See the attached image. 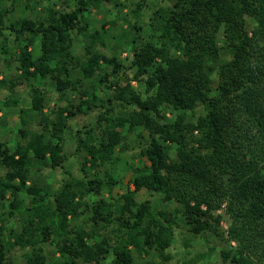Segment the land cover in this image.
<instances>
[{"label": "trees", "instance_id": "trees-1", "mask_svg": "<svg viewBox=\"0 0 264 264\" xmlns=\"http://www.w3.org/2000/svg\"><path fill=\"white\" fill-rule=\"evenodd\" d=\"M5 1L21 0H0V56L16 69L14 78L0 80L10 93L2 105L18 106L16 88L27 83L31 106L19 109L14 150L0 141V264H16L11 253L17 248L25 250L24 264H136L134 251L155 253L145 264H172L176 219L150 201L139 203L136 195L144 189L180 204L193 235L211 232L225 241L223 263L264 264V0H167L153 11L149 38L141 25H129L133 59L127 67L98 50L104 41L90 30L86 13L102 3L123 10L132 0H62V7L53 3L38 19L11 16ZM145 6L137 2L139 12ZM79 37L83 56L76 51ZM124 69L145 81L146 98L112 80ZM46 79L68 102L53 119L37 84ZM104 89L111 97L101 96ZM199 108L189 121L188 113ZM97 110L96 125L76 132L81 172L119 161L123 130H143L150 140L140 154L144 163L131 167L133 189L114 202L95 200L117 181L86 172L55 190L41 188L34 179L39 170L64 169L69 161L68 120ZM28 113L40 115L41 128L29 126ZM22 194L30 196L28 203ZM219 210L230 219L227 238L219 230ZM15 218L18 228L9 225Z\"/></svg>", "mask_w": 264, "mask_h": 264}, {"label": "rangeland", "instance_id": "rangeland-1", "mask_svg": "<svg viewBox=\"0 0 264 264\" xmlns=\"http://www.w3.org/2000/svg\"><path fill=\"white\" fill-rule=\"evenodd\" d=\"M40 3L29 2L26 0L14 2H3L2 7L10 9L11 16L15 18L19 17H30L32 19L42 18L46 15V8L53 3L58 4L56 9L63 6L62 0H37ZM64 1V0H63ZM137 2H143L147 4L142 11L137 10ZM167 0H137L128 1L126 3L125 9L116 8L113 4L102 3L99 8H91L88 13H86L87 23L91 31L98 30L101 32L104 45L98 44V50L108 56H117L124 66H129L133 59L132 56V45L129 40L132 38L133 31L130 29L129 25H141L143 27V37L145 39L149 38V24L151 18L153 17V11L160 6L168 5ZM139 12V13H136ZM248 27H253V20L248 18ZM106 24L105 29L103 25ZM223 37L220 36V45L222 43ZM85 40L79 39L76 43V51L80 56H83V47ZM12 47L13 44H12ZM39 45L34 47V53L39 54ZM224 58H228L225 56ZM9 68L4 62V57L0 56V80H10L15 76V66ZM106 70L111 71L110 68ZM112 80L119 82V84L125 88L131 86L137 93H140L143 98L148 96L146 93L145 81H137L133 78V73L130 70L124 69L119 77H114ZM35 83V82H32ZM37 84L44 88L46 95L48 96V107L45 109V114L51 119L55 117L54 112L58 111L59 108H64L68 105L67 98L62 97L58 92L55 91L53 83L46 80H39ZM29 84L20 85L16 88V93L14 98L19 102L18 106L11 109L4 108L2 103L7 100L10 96L9 91L0 86V141L6 142L11 150H14L17 141V131L21 127V114L19 112L20 108L29 109L31 106V99L29 96L30 90ZM112 91L104 89L101 92V96L104 98L111 97ZM118 105V103H117ZM116 105V111L121 114L120 109ZM125 110V109H124ZM131 107L125 110L130 111ZM202 109L199 108L196 114L188 113V120L195 121ZM99 111L89 113L87 115H79L71 117L68 120V129L64 135L65 138V152L69 158V161L65 165V168H58L52 170L50 168H44L39 170L34 179L41 188H46L49 186L51 190H55L64 183L71 176L79 177L87 173L88 178H104L107 175H112L117 181V185L114 186L112 192L109 191L107 187L102 189L100 196L95 195L93 199H99L101 197L105 198L110 202L113 200H118L121 195L125 194L128 189H133L132 181L134 175L131 171L132 166H141L144 163V159L141 157L142 148L149 143V133L143 130L129 133L126 129L123 130L125 136L124 140V152L119 154V161H112L110 164H106L97 169H91L87 167L84 172H81L82 165L84 162V156L82 152H77V140L76 132L83 129L86 130L89 126L96 125L97 115ZM167 118L169 120H174L175 117L171 113H167ZM26 120L32 129L41 128L40 122L42 118L38 114L28 113ZM120 131V130H119ZM168 145H170L168 143ZM175 155L174 150H172V156ZM4 169L0 167V176L4 174ZM113 198V199H112ZM24 203H28L30 196L22 194ZM136 200L141 203L144 201H150L153 206L159 210L171 213L177 222L175 227V237L169 252L173 256L172 264H182L185 260H192L196 264H225L222 262L221 250L225 246V241L218 239L211 232H205L201 235H193L188 226L186 225L182 217V206L175 201L165 202L162 195L152 193L148 190H141L136 195ZM4 210V209H3ZM2 210V211H3ZM1 211V212H2ZM218 214L222 215L223 218L219 225L220 233H223L225 238H227V232L230 226V219L225 215L224 210H219ZM84 220V219H82ZM10 226H16L18 228V222L15 219L9 221ZM78 223L75 221V224ZM80 225V224H76ZM231 246H236V243L231 242ZM46 251L50 256L55 255L54 248L50 245L45 246ZM24 254L25 250L17 248L12 251L11 257L16 264H24ZM136 264H145L147 261L155 257V253L151 252L149 256H143L134 251ZM229 264V263H228Z\"/></svg>", "mask_w": 264, "mask_h": 264}]
</instances>
